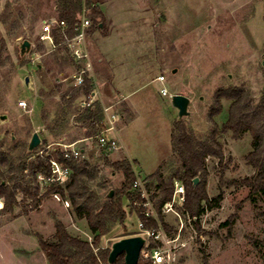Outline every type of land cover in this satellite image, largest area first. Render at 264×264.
I'll return each mask as SVG.
<instances>
[{"label":"rangeland","instance_id":"obj_1","mask_svg":"<svg viewBox=\"0 0 264 264\" xmlns=\"http://www.w3.org/2000/svg\"><path fill=\"white\" fill-rule=\"evenodd\" d=\"M7 2L13 3V11L3 23ZM117 3L122 9L112 13L106 49L118 64L109 90L116 87L125 96L112 100L123 147L109 150L96 138L77 143L88 148L82 159L98 173L92 186L101 201L106 200L107 192L120 188L123 180L121 173L105 165L106 157L136 159L134 169L142 180L164 160L167 175L178 166L171 141L177 110L171 97L162 95V87L170 94L191 98L192 114L183 119L202 137L211 131L209 113L219 88L243 86L256 99L264 93V0ZM52 19H58L56 0H0V151L12 153L14 159L25 155L21 147L30 143L35 132L41 143L30 159L41 155L48 145L52 150L46 149L43 155L48 151L58 155L59 143L85 136L86 129L77 120V112L84 108L77 99L72 108L63 99V93L73 86L76 63L71 52L40 38L43 21ZM25 40L31 47L22 54ZM160 74L166 76L165 81L157 78ZM22 99L28 102L26 109L20 106ZM223 103L227 109L230 101L224 99ZM223 118L222 114L215 119L221 124ZM220 139L226 160L230 159L223 176L219 160L207 159L209 195L224 192L218 205L207 208L198 225L183 213L182 205L163 210L170 232L156 213L157 227L174 238L167 264H264V196L248 199V186L229 185L230 180L255 172L245 159L253 148L252 136L246 133L236 139L225 133ZM17 199L12 209L0 211V264H48L37 234L53 240L56 219L73 235L93 240L87 221L77 218L71 207L52 195L44 196L37 207L27 191L18 192ZM140 222L136 214L130 215L125 226L116 225L104 237L101 247L111 248L120 238L137 235Z\"/></svg>","mask_w":264,"mask_h":264},{"label":"trees","instance_id":"obj_2","mask_svg":"<svg viewBox=\"0 0 264 264\" xmlns=\"http://www.w3.org/2000/svg\"><path fill=\"white\" fill-rule=\"evenodd\" d=\"M56 9L58 20L65 21L66 26L54 27L53 36L56 44L61 45L66 51H70L67 40L75 36L84 14L91 20L89 30L105 28L104 14L91 0H56ZM12 11L13 3L7 2L1 17L3 23L8 22ZM93 90V79L87 75L85 85L82 88L70 86L63 93V99L72 108L73 102L79 96L82 94L88 96ZM224 99L230 101L227 109L223 103ZM77 113V120L86 129L84 138L94 136L102 130L105 113L101 103L96 101ZM222 114L224 118L219 124L215 118ZM209 118L212 126L207 137L197 134L186 119L177 118L171 141L172 156L177 157L178 166L167 175L164 171L167 161L164 160L154 173L143 179L144 188L148 194L151 193L150 199L157 216L169 232L170 227L163 221V207L173 197L175 180H181L186 187L185 201L180 209L191 217L195 225H198L207 208H215L223 199V191L214 197L208 193L207 159L215 157L219 160L223 176L230 160H226L225 146L220 139L225 133H232L236 139H241L246 133L251 134L253 148L245 155V159L255 169L252 175L230 180L229 185L248 186L250 189L248 199H254L257 195L264 196V93L256 99L243 86L219 88L215 92ZM21 149L25 155L21 154L17 159H14L10 152L0 151V198H5V209L10 210L17 204V194L20 191L30 193L34 207L39 206L44 196L58 192L70 200L74 215L79 219H85L93 234L92 241L73 235L61 219H56L53 240L37 234L48 264H126L124 254H121L114 263H109L111 248L101 247L104 237L116 225L125 226L126 220L132 214H136L146 228L158 226L157 217L147 216L143 206L133 204L135 200H143L141 189L134 187L137 179L135 161L128 158L119 160L105 158V165L114 172L121 173L123 180L121 187L114 191L113 196H109V191L106 200L101 201L100 194L92 186L97 180L98 173L89 161L65 160L73 170L69 181L64 185L53 183L46 192L41 193L37 175L43 173L51 176V165L42 155L30 159L34 151L29 149V143L22 145ZM57 156L63 160L60 150ZM196 178L199 179L198 183H195ZM150 243L151 247L159 245V242L153 239ZM138 264L154 263L152 259L140 257Z\"/></svg>","mask_w":264,"mask_h":264},{"label":"built area","instance_id":"obj_3","mask_svg":"<svg viewBox=\"0 0 264 264\" xmlns=\"http://www.w3.org/2000/svg\"><path fill=\"white\" fill-rule=\"evenodd\" d=\"M56 26H62L65 27L66 23L65 21H59L58 19H52V20H44L43 21V30L40 35L41 40L43 42L56 47L57 44L55 42L54 36H53V28ZM91 26V20L85 16H83L81 23L79 24L77 28V32L74 37L67 40V43L69 45V49L72 55L73 60L75 61L77 68L75 72L72 74L71 80L73 81L74 87L82 88L85 85V79L86 76H90V54L88 52V48L86 45V38L88 34V29ZM91 77V76H90ZM92 78V77H91ZM161 81L166 80V76L164 74H160L157 77ZM94 84V90L90 95H84L82 94L77 98V102L79 105H81L83 108L90 107L93 103L98 101V92L95 89V83ZM162 95H169L170 97L172 94L169 93V90L167 87L161 88ZM20 106H22L24 109L27 108L28 102L25 99H22L20 101ZM113 106H104V113L105 117L103 120V128L102 130L91 137L85 138V140L89 139H97L99 144L103 147L108 148L109 150H117L120 149L122 144L120 143L119 137L116 135H113L116 131V122L118 120V115L116 112L113 111ZM58 147L62 153L63 160L59 159L58 156L53 151H48L46 155H43L44 151L46 149H50L51 147L48 145L46 148L41 150V155L43 157H46V159L49 161L51 165V176H46L43 173H39L37 175V181L39 184L40 192L44 193L47 191V189L53 184L57 183L60 185H64L67 183L71 177V174L73 172L72 168L68 166L65 163V160H72V159H82L85 153L77 145V142H69V143H59ZM56 150V148H55ZM135 188L141 189V196L143 200L133 201V204L138 206H143L145 208V214L147 216H153L157 217L154 208V204L152 200L149 198L148 193L143 185V180L137 177L136 181L134 182ZM55 199L61 203L66 208L71 207V202L68 198H64L60 193L55 192L52 194ZM186 197V187L184 183L181 180H175L174 182V193L171 201L167 202L163 210H174L175 205H183ZM5 208V202L2 198H0V211ZM141 231L138 234H142L146 238L145 245L141 251V257H144L145 259H152L154 264H167L169 262V259H171V248L170 243L173 241L174 238L169 236L167 231H165L164 228L161 226L159 227H152V228H146L144 226L143 222L139 223ZM156 240L159 242V245L156 247H151L150 240Z\"/></svg>","mask_w":264,"mask_h":264},{"label":"crops","instance_id":"obj_4","mask_svg":"<svg viewBox=\"0 0 264 264\" xmlns=\"http://www.w3.org/2000/svg\"><path fill=\"white\" fill-rule=\"evenodd\" d=\"M93 3L97 4L100 9L102 10L104 17H105V28L104 29H97V30H89L86 38V45L88 48V52L90 54V76L92 77L95 83V89L98 92V102L101 105L109 106L112 105V100L114 97H119L125 99V96L122 95L121 91L114 87L111 91L109 90L108 85L111 83L113 85V80L117 71L116 62L110 58L109 53L106 49L107 41L109 40L111 31L109 28L111 22V16L114 11L121 10V4L118 6L117 2H122L123 0H91ZM47 44V43H46ZM74 64V63H73ZM74 71L77 68V65L74 64ZM74 73V72H73ZM72 73V74H73ZM119 120L116 122V131L115 135L120 136V127L118 126ZM85 138L76 140L84 141ZM83 152H86V147L81 148ZM131 161L137 162L136 159H130Z\"/></svg>","mask_w":264,"mask_h":264},{"label":"water","instance_id":"obj_5","mask_svg":"<svg viewBox=\"0 0 264 264\" xmlns=\"http://www.w3.org/2000/svg\"><path fill=\"white\" fill-rule=\"evenodd\" d=\"M102 26V24H101ZM31 47V42L25 40L21 45V52L25 54ZM264 57V56H263ZM264 65V59H263ZM30 77H26L25 83L29 86ZM172 106L177 110L178 119L181 120L185 117H190L192 112L190 110L191 98L185 94H172L171 96ZM41 143V138L38 132L33 133L31 141L29 143V149L34 150ZM199 179H195V183H198ZM114 191L109 192V196H113ZM146 238L142 234L132 235L128 237L120 238L113 242L109 253V263H114L117 258L124 254L126 264H138L141 257V251L145 245Z\"/></svg>","mask_w":264,"mask_h":264}]
</instances>
